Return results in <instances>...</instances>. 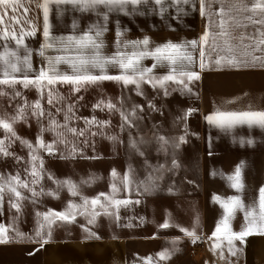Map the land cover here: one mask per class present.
Instances as JSON below:
<instances>
[{"label": "crops", "instance_id": "crops-1", "mask_svg": "<svg viewBox=\"0 0 264 264\" xmlns=\"http://www.w3.org/2000/svg\"><path fill=\"white\" fill-rule=\"evenodd\" d=\"M42 3L43 0H19L15 11L12 7H0V15L7 12L3 16V23H0V34L7 29L19 36L22 31H30L32 25L36 27L34 36L24 37V45L32 52V69L26 73L30 78L35 77L41 67H47L46 57L64 54L57 51V44L56 47L46 49L44 56L39 55L44 43L43 11L38 7ZM170 3L171 0H165L167 11L163 16L158 14L157 6L152 0L139 5L135 12L129 6L131 15L110 12L107 31L98 39L103 42L101 53L104 56H111L117 50L118 27L124 33L120 37L121 44L124 41L149 37V49L169 41L176 44L197 41L196 48H188L193 62H182L184 70L196 72L200 77L188 84L191 91H182V85L168 82L166 96L162 89H153L148 84L142 85L143 95H137L134 85L124 87L122 83L117 82L123 109L141 105L143 111L137 113L145 114V118L149 120V115L158 117L154 126L144 121L146 124L143 127L135 128L183 129L185 119L188 118L190 123H186L192 132L191 137L184 143L188 147L187 177L183 169L176 170L175 175H171L174 178L172 185L155 186L149 191H144L145 185H148V180L145 179L142 186L143 207L135 203L136 195L141 192H136L135 188L130 187L129 193L133 192L134 196H128L127 200L131 203L128 204L126 216L121 215L120 209L116 208L108 209L112 215H106L101 210L98 223L103 229L99 235L51 237L47 239V243H43V240H22L0 244V264H143L147 257H152L153 264H264V235H249L244 243L234 241V246L238 249L234 256L228 250L227 240H222L221 248L213 251L215 239H210L217 222L225 214L224 209L214 202V196L222 199L239 196L242 199L244 210L237 209L230 220L233 232L239 233L246 226L245 211L255 207L257 213L259 212V189L264 187V128L243 124L231 129H221L210 125L206 119L217 110L264 111V62L251 63V56L243 55L245 51L252 52L251 49L243 47L253 43L246 39L243 45L236 49L235 54L239 59H247L249 63L239 67L217 65L215 60L220 55L229 54L221 52L219 48L213 49L210 38L209 45L204 48L207 66L202 70L200 38L206 31H219L216 27L219 17L212 15L213 24L209 28V18L201 15L199 0L179 5L182 9L179 12L175 7H170ZM243 3L251 7L255 0H243ZM230 6L231 0H227L224 3L225 10ZM49 7L52 37L82 35L92 24L99 22L103 25L102 15L98 13L107 11L103 6L87 12H80L71 5L51 4ZM220 7L219 0H216L209 11L217 13ZM231 15L246 25H230L234 36L243 34L259 37V33L264 31V25L245 19L253 16L251 12L233 10ZM253 19H260V16L256 15ZM73 22L77 25L75 29L72 27ZM232 43L239 45L240 41L233 40ZM217 44L222 46L223 41L218 39ZM5 46L9 52L15 51L21 59L26 55L25 47H18L11 38L7 41L0 39V54L4 53ZM85 51L86 54L91 52L90 49ZM126 51L131 52L132 49L129 47ZM252 55L261 57L264 61V51H255ZM8 59L14 61L15 57L9 55ZM154 63L149 57L141 61V66L151 68ZM19 66L22 71L15 75L22 77L25 75L24 66ZM2 67L3 64L0 63V68ZM177 67H180V63ZM58 70L62 73H72L71 67L64 63L58 65ZM88 70L93 74H100L98 68L89 67ZM106 71L109 75L120 74V69L113 65H107ZM167 72L168 67L165 64L158 65L152 74L161 76ZM149 102L155 105V110L148 107ZM191 102L196 104L195 114L184 118ZM248 140L253 143H247ZM241 164L244 188L242 192H237L230 186L228 177L232 176ZM144 177L148 179L146 175ZM165 221H169L170 227H160ZM181 228H195L199 239L193 243L192 238L185 235ZM166 249L171 252L170 258L160 260L158 253Z\"/></svg>", "mask_w": 264, "mask_h": 264}, {"label": "snow or ice", "instance_id": "snow-or-ice-1", "mask_svg": "<svg viewBox=\"0 0 264 264\" xmlns=\"http://www.w3.org/2000/svg\"><path fill=\"white\" fill-rule=\"evenodd\" d=\"M19 0H0V7H12L13 11L16 9V5ZM191 0H171L170 7H175L177 12L182 9L179 8L181 4H189ZM216 0H199L201 15H206L209 18V28L212 27L213 21L211 19L212 15L215 14L219 17L216 22V27L219 29L218 32L212 33L211 31H206L204 35L200 38V44L202 49L200 52V67L203 70L207 65L205 63V51L209 45V40L211 38L213 49L219 48L221 52H226L229 55H220L218 59L215 60L217 65L227 64L233 67H239L242 64L249 63L247 59H239L235 54V51L238 47L243 45L244 40L253 41V43L243 45L245 49H251L252 52L255 51H264V31L259 33V37L255 36H245L241 34L240 36H234L230 30V25L234 27H244L240 19H237L235 16L231 15L233 10L237 12H251L253 16L245 17V19L251 21L254 24L264 25V0H255V3L248 7L243 3V0H231V6L225 10L224 3L227 0H219L221 7L217 13H211L209 9L211 8L212 3ZM148 0H43V3L38 5L42 8L43 11V37L44 43L41 45L39 50V55L44 56L45 50L49 48L56 47L58 44L59 47L57 51L64 53L63 55H57L55 57H46L47 67H41L35 77H29L26 73L32 69L31 64V55L32 52L30 49H27L24 45L25 36H34L36 33L35 25H32L30 31H22L19 36L13 31L9 32L7 29L0 34V39L7 41L9 38L15 41L18 47L24 46L26 55L21 59L17 56L15 51L9 52L8 48L5 46L4 53L0 54V63L3 64V67L0 68V85L8 86L15 88L17 84H21L25 89L35 87L40 94L41 99L47 96V103L54 106L55 103L64 98L56 91L55 86L57 84H67L72 86L73 92H80L82 88L86 85H95L103 81H116L122 83L124 87L128 85H134L137 95H143L142 85L148 84L153 89H162L164 95H168V89L166 87L168 82H174L178 85H182V91L187 90L191 91L188 87V84L192 80H198L200 77L196 72L184 70V65L182 62L187 61L188 64L193 62V56L188 51V48H196L197 41H189L183 44L172 43L171 41L156 46L154 49H149L150 38L144 37L142 40L134 41H124L121 44L120 37L124 34L119 27L116 31V52L111 56H104L101 53L103 48L102 40L98 38L102 37L104 32L107 31L108 23V13L110 12H120L124 15H131L128 11V7L131 6L133 12L137 10L139 5L147 4ZM152 3L157 6L158 14L163 16L164 12L167 11L165 6V0H152ZM55 4L57 6L61 5H71L74 9L80 12L95 11L100 6H103L107 11L100 14L102 15L103 25L99 22L89 26L88 30L82 35H68L60 37H52L51 35V25L49 23V11L50 5ZM26 11V10H25ZM5 11L3 15H0V23H3V16L6 15ZM259 15L260 19H253L254 16ZM15 20L16 18L13 17ZM19 21L17 20V23ZM76 23L73 22V29L76 28ZM94 33V35H93ZM220 39L223 41L222 46L217 44V40ZM233 40H239V45H234ZM55 42V43H54ZM131 48L132 51L128 52L126 49ZM90 49L91 52L86 54L85 50ZM252 52L245 51L243 55L245 57L251 56V63H256L258 61L264 62L261 60V57L252 55ZM9 55L15 57L14 61L8 59ZM152 58L155 63L151 68H144L141 66V61L145 58ZM64 63L68 64L72 73H62L58 70V65ZM180 63V67L177 65ZM23 64V71L25 75L22 77H17L15 73L22 71L19 65ZM167 65L168 72L165 75L157 76L153 75V69L158 65L163 66ZM107 65L117 66L120 69L119 75H109L106 71ZM89 67L100 69V74H93L88 69ZM6 93L3 90H0V96H4ZM20 92L16 91L13 93L12 98L19 97ZM83 99V97H79ZM148 107L155 110V105L149 102ZM94 110L99 109L101 111L107 109L108 111H117L120 114L122 125L121 127H133L135 126V121L139 119L137 116V111H143L141 105H134L131 110L123 109V101H121V107L118 108L116 104H113L110 100L104 101L100 100L95 105H93ZM26 109L30 110L31 116L35 117L39 122L45 114V110L41 104L40 100L34 101L32 104H29L26 100L23 105L18 106L13 115H0V129L3 130L5 135L3 138H0V159H6L12 157L15 159L16 163H20L23 160V157L16 156L13 152L9 151L11 145L15 141H19L24 147L28 149V165L29 167L25 169L28 177L30 179H21L19 171L15 175L9 174L7 178L0 173V212L3 211V202H4V193L7 191L13 197L9 201L10 207L15 209L17 212L21 210V201L26 199L20 189H26L31 193L33 198L43 195V189L41 191H36V185L43 180L44 172V160L40 155V151L43 150L48 155H54L57 151V144L68 145L69 141L66 139L65 133H71L77 136H83L84 130H77L74 127H69V122L74 117V105L69 104L64 116V123L60 124L58 121L52 117V113L48 112L47 116L49 118L48 127L45 128L41 126L40 133L37 136V143L33 145L29 140L23 139L17 135L14 125L19 121L27 122L28 113ZM57 111H60L57 108ZM192 110H189L186 114L190 115ZM210 125L219 127L221 129H231L236 125L247 124L249 127L259 126L264 128V111H220L217 110L213 114L206 117ZM109 121H98L94 116L91 119H85V124L91 128L96 126L98 128L107 127ZM64 129V131H60ZM45 131H50L55 133L56 139L51 143H45L43 139V133ZM96 132H92L91 135H96ZM109 139L115 141L116 137H109ZM159 141L162 144H168L169 141L161 136L158 137ZM184 142V137H179L178 142L175 144L176 147H179L180 143ZM245 141H241L244 143ZM130 146L136 148L139 151L137 141L135 139H130ZM140 143H143L141 138ZM247 143H253L252 140H248ZM77 149L73 144L71 150L68 152L67 156H62V158L75 157ZM178 164L175 159L172 160V167H177ZM164 168L163 165L160 166L157 171H160ZM242 168L243 164L238 166L235 170V173L232 176L228 177V180L231 182L230 186L234 188L237 192H242L244 188V183L242 179ZM113 179L117 177L115 170L111 173ZM159 177H153L149 175L148 185H145L144 191H149L154 189L156 186V180ZM49 179H52L57 187H66L69 193L72 196L80 195L78 186L70 179L66 180H55L53 177L49 176ZM91 181H82V183H90ZM121 183L126 189L130 190L131 180L129 175L126 174L122 179ZM112 192L110 194L100 193L95 198L89 199L88 197L81 196L82 203L76 204L69 202L68 206L64 211H55L49 209L45 213H37L38 217H42V222L39 223V229L36 232L37 237H41L42 232L45 228V225L48 226L49 231L47 236H51V226L56 221H63L71 223L76 219V216L85 215L90 217L88 220L89 224L95 222L97 216L101 214V211H97V208L103 211L106 215H112L113 213L109 212L108 209L115 207L117 210L121 205L127 206L131 203L127 199H117L116 194L119 192L116 183L111 185ZM139 191V189H137ZM51 196H56V193L49 191L47 193ZM103 198V202L102 199ZM213 200L215 203H218L224 209V216L217 222L215 230L213 232V237L215 242L213 244V251L221 248V241L227 240L228 250L231 255H236L238 249L234 246V241L239 240L241 243H244L245 238L249 235H264V187L259 189L258 196V207L259 212L255 207L250 210L245 211V220L247 221L246 226L239 233L233 232L230 225V220L232 219L235 211L237 209L244 210L243 201L239 196L229 197L227 199H222L219 196H214ZM33 203L35 200L33 199ZM139 203V201H135ZM116 219H119V216H116ZM198 223V221H197ZM162 228L170 227L169 221H165L162 225ZM185 235L192 238L193 243L196 242L199 237L196 234L195 228L192 230L180 229ZM85 231L88 232L90 236H95V233L90 232L89 229L85 228ZM9 227H6L4 224H0V244L9 243L12 238L8 236ZM16 236L23 238V234L17 232ZM43 243H47V239H43ZM173 250H175V242L173 244ZM171 252L169 250H164L158 253L160 260L169 259ZM223 258V254H221ZM143 264H153L152 257H147L144 259Z\"/></svg>", "mask_w": 264, "mask_h": 264}, {"label": "rangeland", "instance_id": "rangeland-1", "mask_svg": "<svg viewBox=\"0 0 264 264\" xmlns=\"http://www.w3.org/2000/svg\"><path fill=\"white\" fill-rule=\"evenodd\" d=\"M55 88L64 99L59 101V103L54 102L53 106L47 103L46 95L41 99L35 87L30 86L25 89L21 84H17L15 88L0 85V90L6 93V95L0 96V115H4L5 113L9 116L13 115L17 107L23 105L25 100L29 104H32L36 100L41 101L46 115L39 122L35 117L31 116L30 110L26 109L28 113L27 122L19 121L14 125L17 135L29 140L33 145L37 143V136L40 133L41 126L48 127L49 118L47 113L51 112L52 117L58 123L63 124L65 122V112L69 104L74 105L73 112L75 117L70 120L69 127H74L78 131L87 129L83 136L65 133L69 144L67 146L57 144V151L54 155H48L43 150L40 151V155L44 160V178L35 187L38 192L43 189V195L33 198L31 193L26 189H20L26 199L21 201V210L17 212L10 207L9 201L13 199L12 195L7 191L4 193L3 211L0 212V224L9 227L8 236L12 238L10 241L43 240L69 235L93 237L85 231V228L95 233V235H99L103 226L98 223V216L94 223L89 224L88 220L90 217L78 214L76 219L71 223L56 221L51 226L50 238L47 236V232L49 231L47 225H45L41 237H37L36 232L39 229V223L42 222V217H38L37 213H45L49 209L64 211L69 202L81 204V196L91 199L100 193L110 194L113 183H116L119 189L116 198L128 199V196H134V193H129V190L121 183L126 174L129 175L131 180L130 187H133L132 189L135 188L136 192H138L137 189L141 192V194H137L135 197L136 201H139L136 205L143 207L142 186L145 179L146 181L148 180L144 177L145 175L147 177L149 175L159 177L156 180V186L162 187L170 186L174 183V178L171 175H175L174 172L176 170L183 169L185 177H187L188 147L184 143L191 137L192 132L190 127L187 126V123H190L188 118L187 120L185 119L183 129H156L154 127L144 129L135 127H143L146 124L143 123L144 121L154 126L158 117L149 115L151 117L149 120L145 118V114L137 113L139 119L135 121V126L131 128L125 126L122 128L119 112H110L107 109L103 111L99 109L94 110L93 108V105L100 100L106 102L110 100L118 108L121 107L117 82L103 81L95 85H86L78 93L73 92L72 86L67 84H57ZM16 91L20 92V96L13 99L12 95ZM79 97H83V99H79ZM57 108L60 111H57ZM195 108V102H191L189 104V110H192L190 116L195 114ZM124 110H131V108L125 107ZM93 116L98 121H109L110 123L107 127L103 128L96 126L89 128L85 124V119H91ZM60 131H64V129H60ZM92 132H96L97 134L91 135ZM4 135L5 133L0 129V138H3ZM113 136L116 137L115 141L109 139V137ZM161 136L165 137L169 143L166 145L162 144L158 139ZM179 137H184V142L183 144L180 143L179 147H176L175 144L178 142ZM141 138L143 143H140ZM43 139L45 143H51L56 139L55 133L45 131ZM130 139L137 141L139 151L130 146ZM73 144L77 149L75 157L62 158V156L68 155ZM182 150L183 152H181ZM9 151L13 152L16 156L23 157V160L20 163H16L12 157L0 159V173L7 178L9 174L15 175L19 171L21 179H30L25 171L29 167L27 163L29 160L28 149L19 141H15ZM173 159L178 164L175 168L172 167ZM161 165L164 168L157 171ZM113 170L118 174L115 180L111 175ZM49 176L55 180H72L78 186L80 195L72 196L66 187H57L53 180L49 179ZM82 181L91 182L82 183ZM49 191L56 193V196L48 195ZM33 199L35 203H33ZM101 199L103 202V198ZM119 209L121 215L126 216L128 205H121ZM97 211L101 210L97 208ZM17 232L22 233L23 238L17 237Z\"/></svg>", "mask_w": 264, "mask_h": 264}]
</instances>
